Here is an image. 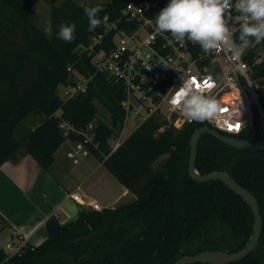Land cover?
Returning a JSON list of instances; mask_svg holds the SVG:
<instances>
[{
  "label": "trees",
  "instance_id": "1",
  "mask_svg": "<svg viewBox=\"0 0 264 264\" xmlns=\"http://www.w3.org/2000/svg\"><path fill=\"white\" fill-rule=\"evenodd\" d=\"M37 1L0 0V165L24 153L49 171L64 141L54 112L61 108V116L80 127L95 120L98 102L109 122L98 119L94 140L99 148L90 146L91 153L135 198L101 210L83 208L59 234L38 245L25 241L15 253L0 248V264H173L182 255L241 248L252 230L249 205L220 180L197 182L188 174L190 136L203 125L211 127L208 122L194 120L173 139L175 128L156 133L161 121L152 117L109 153L108 138L123 118L121 85L94 74L85 92L66 101L57 94L68 65L94 73L90 57L77 60V47L101 31L105 15L107 21L115 19L129 0L103 5L64 0L51 7L50 35L32 20ZM84 6L101 9L102 22L94 31L88 30ZM61 22L76 23L71 42L56 36ZM253 76H264V64ZM258 92L264 111V89ZM29 115L38 118L33 126L25 124ZM236 137L260 140L262 135L254 126ZM195 167L200 173L225 171L256 198L262 215L259 241L246 257L228 264H264V150L236 148L203 133Z\"/></svg>",
  "mask_w": 264,
  "mask_h": 264
},
{
  "label": "built area",
  "instance_id": "2",
  "mask_svg": "<svg viewBox=\"0 0 264 264\" xmlns=\"http://www.w3.org/2000/svg\"><path fill=\"white\" fill-rule=\"evenodd\" d=\"M168 0H129L119 15L101 25V31L92 36L87 44L77 47V60L90 57L93 74H84L73 65H68V78L60 83L62 101L85 92L94 74H104L122 87L121 101L123 118L109 136V153L116 150L126 137L149 118L161 121L156 133L173 126L178 129L194 120L183 114L176 96L185 81L191 80L193 87L205 96L215 98L219 110L208 120L217 131L236 136L256 126L264 138V111L258 99V90L264 89L263 77L253 76L255 68L264 64V40L250 39L244 54L236 59L229 44L239 45L237 40L240 13L233 5L225 11L229 37L215 49L205 52L199 43L187 37L176 40L170 32H161L155 25L157 13ZM247 55L248 59L243 58ZM195 78V79H194ZM58 108L54 115L59 119V128L68 143L66 157L74 164L90 153V146L99 148L94 140L98 117L87 124L76 127L62 116ZM72 136L76 137L75 139ZM75 201H82L78 193H71ZM90 209L101 210L96 201L86 202ZM8 240L9 253L20 250L25 240Z\"/></svg>",
  "mask_w": 264,
  "mask_h": 264
},
{
  "label": "crops",
  "instance_id": "3",
  "mask_svg": "<svg viewBox=\"0 0 264 264\" xmlns=\"http://www.w3.org/2000/svg\"><path fill=\"white\" fill-rule=\"evenodd\" d=\"M63 144L68 149L69 144L62 143L54 152L49 171L24 153L0 165V248L6 252L5 243L17 242L18 236L32 245L43 242L48 237L44 224L51 215L63 225L88 208L86 202L114 207L126 197L133 199L93 153L74 164L60 150ZM71 193H78L82 201L72 199Z\"/></svg>",
  "mask_w": 264,
  "mask_h": 264
},
{
  "label": "clouds",
  "instance_id": "4",
  "mask_svg": "<svg viewBox=\"0 0 264 264\" xmlns=\"http://www.w3.org/2000/svg\"><path fill=\"white\" fill-rule=\"evenodd\" d=\"M233 5L240 13L242 23L239 27V45L229 44L232 55L239 59L250 38L264 40V0H168L156 15L155 25L161 32H170L176 40L187 37L199 43L205 51L215 49L229 37L226 26L225 11ZM99 6H84V14L88 18V30L94 31L100 24ZM107 16L103 17L107 21ZM77 25L75 22H61L56 36L64 41L75 39ZM43 31H52L50 24H45ZM177 104L189 119L204 121L211 119L219 110L218 101L201 94L187 80L176 96Z\"/></svg>",
  "mask_w": 264,
  "mask_h": 264
},
{
  "label": "water",
  "instance_id": "5",
  "mask_svg": "<svg viewBox=\"0 0 264 264\" xmlns=\"http://www.w3.org/2000/svg\"><path fill=\"white\" fill-rule=\"evenodd\" d=\"M189 127L188 123H184L175 130L172 138H176ZM203 133H209L217 139L240 149L247 150H264V138L260 140H251L239 138L223 134L216 129L203 125L194 130L189 139V157H188V174L197 182H207L209 180H220L235 193H237L250 207L253 215L252 230L248 240L244 245L232 252L223 250H204L190 255H182L177 258L173 264H192V263H209V264H228L236 262L246 257L259 241L262 230V215L256 198L235 179H233L225 171L215 170L208 173H200L195 167V159L197 156V144ZM45 229L48 236H55L60 233L62 225L55 215L49 216L45 221Z\"/></svg>",
  "mask_w": 264,
  "mask_h": 264
},
{
  "label": "rangeland",
  "instance_id": "6",
  "mask_svg": "<svg viewBox=\"0 0 264 264\" xmlns=\"http://www.w3.org/2000/svg\"><path fill=\"white\" fill-rule=\"evenodd\" d=\"M64 0H39L37 1L33 7L32 10L34 13V16L32 17V20L34 21V23L40 27L42 30L45 26V24H50V16H51V7L54 5H59L61 2H63ZM75 2H77L78 4H89V5H103L105 4L108 0H74ZM47 35H50L51 32L46 33ZM58 93H61V86H59L57 88ZM97 104V117L99 119H103L106 122H109V114L108 112L98 103ZM34 115H29L26 119H25V124H28L30 126H33V123L38 119V118H34ZM65 149H66V145L63 144L62 148L60 149L61 151H63V153H65ZM162 160V158H160L159 160H157L154 163V166H158L160 164V161ZM56 171L57 174H59V170L58 169H54ZM135 198V196L133 195V199ZM132 199V200H133ZM132 200H128V197L124 198L123 203H128ZM9 251H11V248H6Z\"/></svg>",
  "mask_w": 264,
  "mask_h": 264
},
{
  "label": "snow or ice",
  "instance_id": "7",
  "mask_svg": "<svg viewBox=\"0 0 264 264\" xmlns=\"http://www.w3.org/2000/svg\"><path fill=\"white\" fill-rule=\"evenodd\" d=\"M195 79V78H194Z\"/></svg>",
  "mask_w": 264,
  "mask_h": 264
}]
</instances>
